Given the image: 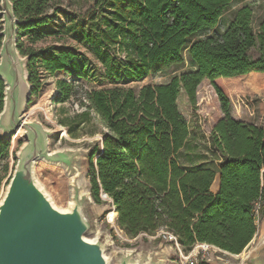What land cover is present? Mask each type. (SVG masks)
Returning <instances> with one entry per match:
<instances>
[{
    "label": "trees",
    "instance_id": "trees-1",
    "mask_svg": "<svg viewBox=\"0 0 264 264\" xmlns=\"http://www.w3.org/2000/svg\"><path fill=\"white\" fill-rule=\"evenodd\" d=\"M9 1L17 19V51L28 57L30 95L38 86L40 67L72 78L56 81L55 102L69 101L76 93V78L87 77L88 59L68 47L36 50L20 42L21 37L33 42L47 34L36 29L52 20L56 1ZM232 1L94 0L100 13L69 22L66 32L102 65L110 85L83 90L78 100L83 110L60 123L76 137L77 128L85 129L92 114L98 117L105 132L88 154L90 195L100 203L103 191L112 200L116 225L130 238L163 229L184 249L205 243L239 254L256 233L252 204L264 200V122L234 118L223 81L251 75L243 86L256 88L258 77L264 79V17L254 29L252 9L243 5L221 34L208 35ZM3 24L0 18V49ZM255 47L259 55L252 58ZM184 51L192 70L164 84L126 86L182 63ZM203 80H208L223 113L207 137L211 152L219 155L215 167L196 164L188 156L187 165L179 161L181 152L190 149L191 131L177 97L183 90L195 104ZM4 91L0 79V113ZM8 153L9 141L0 137V160ZM216 178L218 189L213 192Z\"/></svg>",
    "mask_w": 264,
    "mask_h": 264
},
{
    "label": "rangeland",
    "instance_id": "rangeland-1",
    "mask_svg": "<svg viewBox=\"0 0 264 264\" xmlns=\"http://www.w3.org/2000/svg\"><path fill=\"white\" fill-rule=\"evenodd\" d=\"M55 1L57 11L52 12L53 14L56 13L52 20L36 29V31L44 30L47 34L41 35L40 39L33 42L27 37H21L20 42L25 47L30 46L36 50L51 46L72 48L78 55L88 59L89 66L87 77L76 78L74 81L76 90L74 97L64 103L55 102V96L58 94L56 81L64 79L71 82L72 78L61 71L46 73L40 67H37L38 86L33 95H30L29 103L22 116L27 120L40 123L48 133L49 152L59 153L63 156V159L57 162L43 158L35 161L33 173L37 184L39 186L42 184L41 189L46 191L45 193L55 203L56 207L58 206L62 210H67V206L69 207L71 201L73 203L76 196L82 195L85 207L93 219V227L85 235V239L93 241L97 238H103L107 242L104 252L107 264H117L122 254H131L136 260L143 257L155 258L158 261H152L156 264H249L252 255L257 254L259 248L264 246V214L260 215L255 236L239 253L240 255H234L210 245L204 248L199 243L190 249H184L174 240H169L167 231L163 229H158L151 234L141 232L136 237L130 238L116 225V221L114 223L109 221V211L114 210V208L108 197H100V203L93 200L90 195L87 176L88 154L95 142H101L105 129L95 114H92V121L85 129L77 128L76 137H71L67 132V128L60 122L83 110L78 104L83 90L110 85L105 77L102 65L95 60L82 43L73 39L71 33L66 32L72 18L82 20L88 13L93 11L100 13L102 9L95 6L94 0ZM243 5L251 7L252 26L257 29L259 22L264 17V0H234L224 11L217 26L208 31L207 34H221L226 29L234 11ZM58 30L61 33H53ZM250 55L252 58H257L259 55L258 48H252ZM17 57L26 78H28L26 70L28 57L19 53H17ZM193 68L194 66L189 61L187 52L184 51L182 63L150 74L143 80L126 84V86L137 89L145 84H164L181 72ZM248 76L251 75L223 81L227 93L230 92L228 93L230 94L228 96L230 99V112L236 119L262 125L264 122V79L259 78V76L256 80L259 85L256 88H246L243 85L248 82L246 80L249 78ZM196 90V92L201 91L208 96V103L196 105L200 95H195V104H190L183 90L180 91L177 97L178 110L187 119L191 131L188 141L190 149H185L187 152L185 150L181 152L179 161L187 165L189 157L196 164L215 167L217 162L215 159L219 158V155L211 152L207 137L212 126L223 116V113L208 80H203ZM246 93H250L252 96L243 97L242 94ZM20 134H9L0 126V137L9 141V153L4 159L0 160V201L15 169L17 154L24 144ZM186 153L187 155H185Z\"/></svg>",
    "mask_w": 264,
    "mask_h": 264
},
{
    "label": "water",
    "instance_id": "water-1",
    "mask_svg": "<svg viewBox=\"0 0 264 264\" xmlns=\"http://www.w3.org/2000/svg\"><path fill=\"white\" fill-rule=\"evenodd\" d=\"M0 18L4 23L0 79L5 84L0 126L9 134L21 128L24 141L0 201V264H107V242L103 238L85 239L93 219L82 195L76 196L67 210H61L35 180L36 160L57 162L63 156L49 152L48 133L40 123L22 116L29 103L30 86L17 57V19L9 0H1ZM106 196L101 191L99 197ZM259 251L249 264H264V246ZM152 260L157 259L136 260L131 254H122L117 264H156Z\"/></svg>",
    "mask_w": 264,
    "mask_h": 264
},
{
    "label": "built area",
    "instance_id": "built-area-1",
    "mask_svg": "<svg viewBox=\"0 0 264 264\" xmlns=\"http://www.w3.org/2000/svg\"><path fill=\"white\" fill-rule=\"evenodd\" d=\"M196 95H200V99L198 100L196 105H201V104L208 103V100H207L208 96H206V94H203V92L199 91V92H196ZM242 96L243 97H248V96H252V95H248V96L242 95ZM263 214H264V201L261 200V199H258L256 201H254L253 204H252V215H253L254 222H255L256 226H257L258 220L260 218V215H263ZM256 232H257V230H256ZM167 233H168V236H169V240H174L176 242V237L174 235H172L171 233H169V232H167Z\"/></svg>",
    "mask_w": 264,
    "mask_h": 264
},
{
    "label": "bare ground",
    "instance_id": "bare-ground-1",
    "mask_svg": "<svg viewBox=\"0 0 264 264\" xmlns=\"http://www.w3.org/2000/svg\"><path fill=\"white\" fill-rule=\"evenodd\" d=\"M22 132V129L20 128L19 130H18V134H20ZM76 176V175H75ZM42 185V184H41ZM40 185V186H41ZM46 192V191H45ZM106 197H108V196H106ZM109 199V198H108ZM53 202V201H52ZM69 202V201H68ZM71 203H72V201H71ZM55 204V203H54ZM69 204V203H68ZM67 204V205H68ZM70 205V204H69ZM58 207V206H57ZM64 208V207H63ZM67 208H68V206H67ZM61 210H62V208H60ZM66 210V209H65ZM108 218H109V221H111V222H115V220H116V212H115V210H111V211H109V214H108ZM199 245H202L204 248H207L209 245H207V244H205V243H199ZM235 255V254H234ZM240 255V254H239Z\"/></svg>",
    "mask_w": 264,
    "mask_h": 264
},
{
    "label": "crops",
    "instance_id": "crops-1",
    "mask_svg": "<svg viewBox=\"0 0 264 264\" xmlns=\"http://www.w3.org/2000/svg\"><path fill=\"white\" fill-rule=\"evenodd\" d=\"M209 85H210V84H209ZM217 189H218V178H216V179L213 181L212 185H211V191L216 192Z\"/></svg>",
    "mask_w": 264,
    "mask_h": 264
}]
</instances>
